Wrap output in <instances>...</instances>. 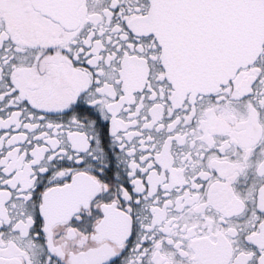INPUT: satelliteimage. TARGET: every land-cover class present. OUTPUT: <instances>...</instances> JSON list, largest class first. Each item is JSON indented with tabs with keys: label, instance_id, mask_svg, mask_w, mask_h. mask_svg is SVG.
I'll return each instance as SVG.
<instances>
[{
	"label": "snow or ice",
	"instance_id": "obj_1",
	"mask_svg": "<svg viewBox=\"0 0 264 264\" xmlns=\"http://www.w3.org/2000/svg\"><path fill=\"white\" fill-rule=\"evenodd\" d=\"M0 264H264V0H0Z\"/></svg>",
	"mask_w": 264,
	"mask_h": 264
}]
</instances>
